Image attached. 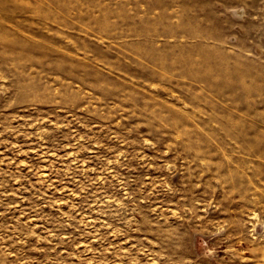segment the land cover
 <instances>
[{"label": "rangeland", "instance_id": "obj_1", "mask_svg": "<svg viewBox=\"0 0 264 264\" xmlns=\"http://www.w3.org/2000/svg\"><path fill=\"white\" fill-rule=\"evenodd\" d=\"M0 264H264V0H0Z\"/></svg>", "mask_w": 264, "mask_h": 264}]
</instances>
